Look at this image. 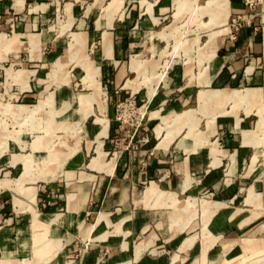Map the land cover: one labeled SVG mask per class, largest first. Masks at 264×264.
Segmentation results:
<instances>
[{
    "label": "crops",
    "instance_id": "0c3cea01",
    "mask_svg": "<svg viewBox=\"0 0 264 264\" xmlns=\"http://www.w3.org/2000/svg\"><path fill=\"white\" fill-rule=\"evenodd\" d=\"M108 1L24 0L16 5L15 0H0V33L5 38L17 34L18 43L34 48L28 53L29 58L34 56L30 69L16 68L28 74V88L7 75L0 81L7 90L18 89L8 95L11 100L0 93V114L10 115L19 126L22 120L33 119L40 127L34 132L31 124V139H25L21 129L6 126L17 132V138L8 139L0 153V180L25 175V182L0 186V258L38 263L55 247L45 264H264V131L257 128L264 116V5L254 10L247 0H227L224 21L240 17L245 22L234 37L219 33L212 42L208 84L199 77L198 59L210 50L203 45L206 41L200 44L198 39L202 47L191 44L183 62L169 66L164 80L151 82L152 93L146 85L133 86L131 80L139 75L131 69V59H141L143 70L150 71L152 64L156 71L162 70L159 61L147 65L142 56L164 52L158 47L172 37L162 32L166 26L157 27L175 9V1L122 0V15L107 24ZM66 31L69 39L73 32L80 33L86 39V53L96 54L92 60L98 67L104 113L94 103L93 112L83 113L81 119L80 95L73 107L74 92L67 82L55 81L53 89L44 85V66L60 59L64 48L60 36ZM190 60L195 70L188 65ZM73 68L66 71L68 75ZM217 88L246 89L243 94L249 92L248 99L254 90L257 96L249 107L228 102V113L215 116L211 130L202 118L199 129L210 132L202 145L180 134L170 143L160 140L161 128L156 126L160 119L155 115L170 114L161 118V124L172 115L168 120L173 121L174 111L198 108L200 90ZM50 92L52 105L30 118L4 112L7 105L14 111L17 105L32 107ZM129 98L145 111L136 129L116 118V104ZM217 105L210 102L208 107ZM51 108L59 113L52 115ZM47 120L52 122L51 133L41 130ZM60 124L80 125L81 134L72 143L63 141L62 149L55 144L58 160L43 166L49 154L44 145L56 141L60 131L72 135L55 129ZM35 135L41 144L32 149ZM78 140V148L67 156ZM28 154L33 159L31 169L22 159ZM29 187L35 190L33 200L28 197ZM33 212L53 222L35 229ZM35 233L43 255L34 250ZM43 233L53 247L43 244Z\"/></svg>",
    "mask_w": 264,
    "mask_h": 264
},
{
    "label": "rangeland",
    "instance_id": "374dc122",
    "mask_svg": "<svg viewBox=\"0 0 264 264\" xmlns=\"http://www.w3.org/2000/svg\"><path fill=\"white\" fill-rule=\"evenodd\" d=\"M23 1L24 0H15V4L21 5ZM174 1H175L174 3L175 9L172 8L171 11L168 13V16L157 27V29H159L161 27L166 26L162 32L163 33L170 32L169 34L166 35V37L167 38L172 37L171 39L168 40L164 39V42H162L161 46L158 47L164 49V52H161L160 55L157 57H150L148 53L147 55L142 56L143 59L147 60L146 62L147 65H149L153 60H155V62L159 61L158 64L162 65L163 67L161 68L162 70H160L159 72L156 71V65L154 64H152L150 71L143 70L141 59H139L137 56H133L131 59L130 67L131 69L136 71L139 75L138 79L131 80V82H134L133 86L140 87L142 85H146L148 87V90L152 91V93L155 92V89L151 86V82L153 80L155 81L164 80L165 72L166 74H168L169 66H172L175 62H179V63L183 62L184 58L186 57L184 51L190 49L191 44L193 43L198 44V39L200 44L201 43L203 44L206 41L203 45L209 48L210 50L209 53L205 54L202 58L198 59V64L202 66L199 77L202 78L203 80L202 83L208 84L209 81L206 77V70L208 69L207 63L214 55L213 51H211L210 49L211 44L214 40L218 39L219 33H222L221 37L230 35L228 24L231 23V20L227 19L226 22L224 21L228 16L227 0H226L227 5L224 0H174ZM247 1L249 4L251 3V7H254V10L258 9L259 6L264 5V0H247ZM121 4H122V0H109L106 3V5L104 6V10L107 16V24L110 21H112L115 16L122 15V9L120 8ZM224 4L226 7H224ZM149 6L150 4L148 5V7ZM243 22L241 26L237 30H235V33L242 27ZM58 25L60 26V24ZM68 32L66 31V33L60 36V39L63 41V47H64L60 59H58L56 62L52 64L49 63L47 66H44L45 68L44 69L45 74L43 76V78L45 79L44 85L46 86L49 85L48 87H50V89H53L54 87H56V85L54 84L55 81H57V84L60 85L63 84L62 82H67V84L70 85L71 90L74 92L73 97L71 99V101H75L73 103V107L78 102L76 95H80L79 97L80 103H79V108H77V111L81 114V119L83 113H88L89 115L90 113L93 112L92 106L94 103L97 105L99 112L104 113L105 112L104 98L101 96L102 94L99 89V81L97 79L98 67L94 65V62L92 60L94 59V57L96 58V54L91 53L89 50H87L86 53L85 51L86 39L80 33L76 34L75 32H73L71 34V39H69ZM194 36L196 37L193 40ZM10 37L11 35H8L5 38V35L0 33V81H3L7 75V79L10 80L11 82L21 85L22 88H28V81H27L28 74L26 73L25 70L16 69V68L30 69L29 63H33L30 58H33L34 56H31L29 58L28 53L29 52L32 53L34 48H32V44L28 45L27 42L18 43L20 41L18 40L19 38L17 37V34H15L12 38ZM21 40H25V39H21ZM32 42H34V40ZM200 44L198 45L200 46ZM11 51H15V54L17 56H14L13 52ZM165 52H167V54H165ZM191 56H193V54L190 55V58ZM72 65H74V68L71 70V73L68 75V72L66 71H68ZM188 65L193 66V70H195L194 64L192 63L191 60L190 63H188ZM9 66L13 67L14 69L7 68ZM5 68H7L6 74L4 73ZM81 68L83 69L84 72L81 70ZM88 88L91 89L92 92L84 96L81 95L83 93L89 92ZM16 90L18 89L17 88L15 89L14 87L9 88L7 90L2 86V84H0V93H2L1 96H3L5 99L6 98L9 99L8 95L11 94L12 92H15ZM245 90L232 89L229 91L228 90L224 91L218 88L209 91L203 89L200 90L198 92V97H197L199 103L198 108L187 109L181 112L174 111L175 114L174 120L173 121L168 120L174 116L172 115L168 119L164 120L165 121L164 124H161V118L163 116H167L170 114L168 113L164 115H159V114L155 115V116H159L160 119V123L156 125L161 128V134L158 137H160V140H164L166 141V143H170L175 136L180 134L182 135L181 138L191 137L194 140V142H197L202 145L203 143L208 141V136L210 132L206 133L203 130L199 129L198 125L200 120L202 118H205L207 127L209 130H211L215 121V116L228 113L229 110L225 106L228 102H233V103L243 102L247 104V107H249L257 95L253 90L252 91L253 96L250 99H248V97H250V93L247 92L246 94H243ZM43 93L45 92H42L41 95H43ZM242 95L247 98L241 99ZM210 102H217L218 105L214 107L211 106L208 107V104ZM52 103H53V95L50 92L46 95V97L40 99V102L38 104H35L32 107H28L25 105H17L15 106L16 111H14L12 110V108H10L9 105H7L4 107V112L13 115L15 118L21 117L23 114H25L24 115L25 117L28 116L30 118L35 111L39 110L40 108L51 106ZM257 111L261 113L262 109L260 106L258 107ZM49 112L53 115L59 113V110L57 111L51 108ZM197 112H199V114ZM41 113L45 115V111H42ZM152 115L154 116V114ZM31 120H32L31 123L29 119L22 120L23 124L22 126H19L18 122L15 123L13 118H10V115L5 116L0 114V153H2L6 149L8 139L17 138V132H13L15 129H21L24 138L31 139L32 136V133L30 131L31 124H32V130L34 132L38 131L40 128L34 122L33 119ZM51 123L52 122L50 120H47L44 123V125L41 126V130L45 133H51L52 131L50 128ZM8 125H10V128L12 125H14L12 127L13 131L8 129L9 128ZM165 126L169 130H166L164 128ZM257 128L260 130L262 129L264 131V116L260 117L257 123ZM55 129L70 131L72 135L75 134V136L70 135L69 132L60 131L59 134L54 136L56 141L48 142L46 145H44V147L49 151V154L46 158L42 160L43 166H47L48 163L58 160L59 155L54 150L55 144L57 149H62L63 146L60 144H62L63 141L67 143H72L75 140H77V137L80 136L81 134V132H79L81 129L80 125L69 127L68 125L60 124L57 125ZM166 132H168V134L165 135ZM102 135L103 134L100 131L97 136L98 147L101 145L102 141L100 140V137ZM262 138L263 139L261 142H263L264 144V135L262 136ZM78 143L79 140L76 142L75 146L69 147V152L67 153V156L78 148L77 146ZM40 144H41V140L39 138V135H35L33 142L30 144L31 148L35 149ZM262 158L264 160L263 156ZM22 159L24 160V162L27 161V163L30 164L29 169H31L33 165V159L31 157V154L24 155ZM24 182H25V175L24 177L22 178L19 177L14 181L0 180V186H3V184L8 185L10 183H15L21 186L23 185ZM34 195H35L34 188L29 187L28 197L31 200H33ZM193 206L194 207L199 206V203L197 202ZM31 221L35 229L36 227L39 226L46 227L47 224L53 222L51 219L47 222L41 220L36 212L32 213ZM43 234H44L43 244L48 248L53 247L52 239L48 238L45 233ZM34 237H35L34 250L37 253H39L38 255H43L45 252L41 251L42 244H40V242L38 241V234L35 233ZM55 252H56V248L55 247H53V249L51 248L48 254L47 253L44 254V256H42L43 257L42 260L39 261L38 263L37 261L32 263L30 259L21 260L17 258L7 257V258H0V264H45L53 256V254H55Z\"/></svg>",
    "mask_w": 264,
    "mask_h": 264
},
{
    "label": "built area",
    "instance_id": "2783aa9c",
    "mask_svg": "<svg viewBox=\"0 0 264 264\" xmlns=\"http://www.w3.org/2000/svg\"><path fill=\"white\" fill-rule=\"evenodd\" d=\"M248 2V1H247ZM244 19L240 17H233L230 23V37L235 36V30H237ZM145 117V111L141 107L137 106L133 99H126L116 104V118L121 124L128 123L132 129L138 128Z\"/></svg>",
    "mask_w": 264,
    "mask_h": 264
}]
</instances>
